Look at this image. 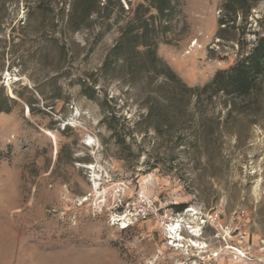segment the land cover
<instances>
[{
	"label": "rangeland",
	"instance_id": "374dc122",
	"mask_svg": "<svg viewBox=\"0 0 264 264\" xmlns=\"http://www.w3.org/2000/svg\"><path fill=\"white\" fill-rule=\"evenodd\" d=\"M72 1L0 0V264H179L175 216L201 223L197 255L264 264V76L244 97L198 100L179 82L202 87L246 56L264 0L235 22L237 3L170 0L153 12L156 65L114 51L143 0L82 27ZM145 202L147 220L112 222Z\"/></svg>",
	"mask_w": 264,
	"mask_h": 264
},
{
	"label": "trees",
	"instance_id": "16d2710c",
	"mask_svg": "<svg viewBox=\"0 0 264 264\" xmlns=\"http://www.w3.org/2000/svg\"><path fill=\"white\" fill-rule=\"evenodd\" d=\"M223 6L229 12L231 4H238L232 7L233 22L237 19L239 10H249L252 5L259 0H223ZM131 3V0H130ZM113 4H117L124 11L121 0H73L70 17L80 18L77 27L89 20L93 15L100 14L101 11L110 10ZM138 7L140 10L134 12L131 21L127 22L123 28L120 41L114 47V51L127 50L132 51L136 55H140V51H145L152 65H156L157 56L155 53L154 35L157 34L158 26L156 16L153 12H157L160 17L165 15V11L170 10V0H143ZM150 14L149 16H147ZM220 24L226 25L227 15L223 14L220 18ZM174 77V74L172 75ZM264 76V36L259 37L254 48L242 59L235 62L229 69H221L217 71L210 82L204 86L189 87L186 83L181 82L184 91H189L197 95L200 100L202 94H208L210 98L214 95L222 93L225 96L244 97L251 95L256 89ZM235 105V103H234ZM0 111H4L0 108ZM180 207H185L181 205Z\"/></svg>",
	"mask_w": 264,
	"mask_h": 264
},
{
	"label": "built area",
	"instance_id": "2783aa9c",
	"mask_svg": "<svg viewBox=\"0 0 264 264\" xmlns=\"http://www.w3.org/2000/svg\"><path fill=\"white\" fill-rule=\"evenodd\" d=\"M152 207H153V205H149L145 202L143 205H141L138 208H135V207L132 208L131 206H129L128 208L118 210L112 216V222L122 230L128 229L130 227H133L134 225H136L140 221L147 220L152 215V210H151ZM183 219L184 218L182 216H175V220H170V221L165 222L166 231L169 232L171 225L177 224V222H180L181 226L179 227V230H178L179 237L184 238V240L187 238V236L185 235L186 229H188L187 233H189V235H190V237H189L190 244H188V245L184 244L183 240H178L175 242L176 244L179 243L182 245L179 248H183V247H185V245L188 248L187 249L188 252L186 254L187 259L180 260L178 263L179 264H215L212 261V258H208V257H206V255H197L195 253L196 251H200V250L208 248L209 244H208L207 240H204V241L198 240V242H201L202 244H204L205 247L203 249L194 247L192 245L193 239L196 240L195 238L199 237L200 235L195 234L193 232V227L190 224L185 225V221ZM203 223L207 224L209 222H206L204 220ZM169 235L170 236L168 238L170 239V242L174 244V239L171 237L172 234L169 233ZM233 247H235V249L239 250L238 245H236V246L233 245ZM189 248H191L192 252L189 250ZM208 256L211 257L210 254ZM218 256H219V254H217L216 256L213 255V257H218Z\"/></svg>",
	"mask_w": 264,
	"mask_h": 264
},
{
	"label": "bare ground",
	"instance_id": "6f19581e",
	"mask_svg": "<svg viewBox=\"0 0 264 264\" xmlns=\"http://www.w3.org/2000/svg\"><path fill=\"white\" fill-rule=\"evenodd\" d=\"M188 212H192V221H195L197 219V217H195V215L197 214V212H195V210L193 208L188 209ZM191 223H193V222H191ZM180 226H181V223L180 222H177V224L171 225V228H170V234H172L171 237L174 239V244H175V246H179V247H181L182 245L179 244V243L176 244L175 242L178 241V240H184V238L179 237V235H178V230H179V227ZM201 228H202L201 227V223H195V225L193 226V232L195 234H199ZM192 245L194 247L202 248V249L205 247L204 244H202L201 242H198V240H194V239H193Z\"/></svg>",
	"mask_w": 264,
	"mask_h": 264
}]
</instances>
